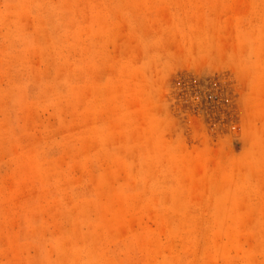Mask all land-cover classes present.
Here are the masks:
<instances>
[{
  "label": "rangeland",
  "instance_id": "rangeland-1",
  "mask_svg": "<svg viewBox=\"0 0 264 264\" xmlns=\"http://www.w3.org/2000/svg\"><path fill=\"white\" fill-rule=\"evenodd\" d=\"M0 264H264V0H0Z\"/></svg>",
  "mask_w": 264,
  "mask_h": 264
}]
</instances>
